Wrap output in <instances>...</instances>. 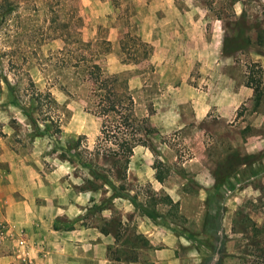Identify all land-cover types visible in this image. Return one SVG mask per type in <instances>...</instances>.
Instances as JSON below:
<instances>
[{"label":"rangeland","instance_id":"1","mask_svg":"<svg viewBox=\"0 0 264 264\" xmlns=\"http://www.w3.org/2000/svg\"><path fill=\"white\" fill-rule=\"evenodd\" d=\"M8 1L0 264L26 250L27 216L52 239L77 225L112 235L107 255L139 264H197L220 244L225 264H264V0ZM95 55L134 123L147 118L154 150L135 145L125 167L97 157L107 172L93 181L82 162L102 117L82 71ZM231 151L249 160L215 193L212 164Z\"/></svg>","mask_w":264,"mask_h":264},{"label":"trees","instance_id":"2","mask_svg":"<svg viewBox=\"0 0 264 264\" xmlns=\"http://www.w3.org/2000/svg\"><path fill=\"white\" fill-rule=\"evenodd\" d=\"M4 1L9 2L8 0ZM144 57L146 55L141 54L136 56L135 60H140ZM82 72L84 77L91 79L95 84L96 112L102 117L100 132L103 140L101 141V137H99L98 143L94 147L95 155L89 159H84L82 162V165L86 167L87 172L94 181L95 179L106 177L107 172L99 170L101 166L97 163V157L101 156L104 163L108 160L115 162V164L121 162L123 164L122 167H125L135 145L147 144L154 150L150 140L145 137V134L152 132V127L148 124L146 117H142L139 120L140 122L134 123L135 116L132 112V104L122 102L121 97H119L121 92L116 86V77L104 73L98 61V55L87 60ZM126 97L130 99L128 95ZM126 109L128 112L125 111ZM248 160L247 156H240L235 151L228 153L226 160L216 166L213 184L214 192L220 190L221 184L228 180L237 168L242 164H246ZM160 173V169L156 170L155 178L158 181L163 180V176ZM108 182L114 188V185L110 181ZM165 198L172 202L169 195H166ZM138 234L136 235L137 237L142 236ZM144 241V244L148 243L146 238ZM136 246L138 245H134L133 248H136ZM226 256L224 245L220 244L218 247L213 245V251L210 254H204L197 264H225ZM244 264L255 263L245 262Z\"/></svg>","mask_w":264,"mask_h":264},{"label":"crops","instance_id":"3","mask_svg":"<svg viewBox=\"0 0 264 264\" xmlns=\"http://www.w3.org/2000/svg\"><path fill=\"white\" fill-rule=\"evenodd\" d=\"M226 158V155L218 157L212 166L216 167L223 163ZM29 219L27 236L25 241L23 240L22 246V249L26 250H23L24 253L19 252V257L10 256L8 260L6 259V263L12 261L13 264H139L132 259L107 255L105 246L109 240L114 242L115 237L112 235L104 237L102 233L96 232L97 235L93 236V234H88L90 231L87 228L77 225L63 230L61 238L52 239V233L49 234L46 230L47 225H40L38 220H36L37 224L35 222V225H33L31 216H27L26 220ZM137 223L139 231L146 234L148 242L152 243L154 239L150 238V232L145 229L144 221H137ZM35 230H37V233L38 230H41L40 235L37 237L32 236ZM52 231L55 232L54 229ZM44 232H47V234L45 235ZM139 249L143 251L145 248L140 246ZM102 250H104L103 253Z\"/></svg>","mask_w":264,"mask_h":264}]
</instances>
